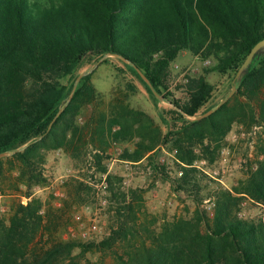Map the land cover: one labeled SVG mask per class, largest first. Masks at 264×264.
Listing matches in <instances>:
<instances>
[{"label":"trees","instance_id":"16d2710c","mask_svg":"<svg viewBox=\"0 0 264 264\" xmlns=\"http://www.w3.org/2000/svg\"><path fill=\"white\" fill-rule=\"evenodd\" d=\"M262 38L264 0H0V153L7 152L0 157V191L6 183L23 186L28 198L14 205L8 222L0 217V264H72L86 255H96L93 264H264L263 223L238 217L240 196L196 163L216 161L234 125L264 130V53L254 56L226 102L201 119L188 118L213 107L201 111L214 90L205 75H227L231 88ZM182 51L212 63L187 77L180 99L166 81ZM107 53L158 102L140 69L171 105L158 109L159 122L130 106L137 87L118 66L108 99L91 72L68 98L75 78ZM113 145L121 146L120 160L159 165L173 191L192 200V212L159 220L143 209L140 188L124 190L108 174V232L99 240L41 243V202L33 188L48 180V153L62 150L77 160L91 146L104 173L99 153ZM159 146L174 153L172 177L154 157ZM83 184L74 189L77 198ZM242 190L264 204V157L249 165ZM207 198L214 204L211 218L202 207Z\"/></svg>","mask_w":264,"mask_h":264},{"label":"rangeland","instance_id":"374dc122","mask_svg":"<svg viewBox=\"0 0 264 264\" xmlns=\"http://www.w3.org/2000/svg\"><path fill=\"white\" fill-rule=\"evenodd\" d=\"M106 58H108L107 63L100 61L95 67L93 65L84 68L85 71L93 68L92 81L96 88L104 94L105 100L108 99L112 86L117 82L113 66H118L125 71L126 78H131L137 87L134 95L128 98L130 106L159 122L158 109L170 108L171 105L165 100L159 99L156 102L140 80L134 77L122 63L111 56H106ZM206 60L209 63L206 64ZM211 63L210 59L200 60L188 51L180 52L170 65L166 81L167 90L173 92L176 98L183 99L185 93L181 87L186 83L187 77L203 74V68ZM205 77L213 84L214 90L201 111L210 106H213L211 109L215 110L231 90L229 78L227 75L215 72L206 74ZM86 111H89V107ZM79 118L82 123L84 116H79ZM141 119L147 120L144 116ZM263 145L264 130L261 126L248 128L247 124L234 125L226 135L225 145L216 161L208 163L200 160L196 163L198 167L218 179L220 184L228 188L232 194L240 196L238 217L261 221L264 225V204L254 200L247 193H242V181L247 176L249 165L256 158L264 157L261 151ZM120 150L121 146L113 145L108 151L99 153L102 158L99 166L102 165L106 169L104 173L98 171V163L92 156L91 146L85 148V155H81L77 160L62 150H52L48 153L43 166L48 180L46 184L33 188V196L41 202L39 212L43 219L42 233L45 232L41 243H50L51 240H99L108 232L112 224L111 210L105 197L108 174H114L112 180L124 190L140 188L143 209L159 220L165 217L188 216L192 212L194 208L192 200L183 193L173 191L170 179L165 177L161 170L155 169L159 165L154 167L153 163H147L146 160L140 163L120 160L118 158ZM154 157L157 164L164 165L170 177L175 175L177 166L173 152L159 146ZM81 181L84 182L82 195L77 198L74 189ZM4 187L5 189L0 191V217L8 222L14 205L19 201L26 204L28 198L22 195L23 186L17 190L7 186L6 183ZM205 204H210L214 212L213 201L207 198L202 204L208 217L211 218L213 215L207 212ZM83 230L87 232L85 237L81 235ZM75 252L73 251V254ZM95 260L96 255L80 256L72 264H93Z\"/></svg>","mask_w":264,"mask_h":264},{"label":"water","instance_id":"95a60500","mask_svg":"<svg viewBox=\"0 0 264 264\" xmlns=\"http://www.w3.org/2000/svg\"><path fill=\"white\" fill-rule=\"evenodd\" d=\"M262 53H264V38L258 40V41H257V42L251 47L250 51L248 52L247 56L245 57L244 61H243L242 64L240 65V67L238 68V70H237V72H236V75H235V77H234L233 80H232L231 90H230V92L228 93V96H227L226 98H224L223 100H221L220 103L218 104V106H220L221 104H223V103L227 100V98H229V97L234 93L235 88H236V86H235L236 81L239 80L241 74H242L243 72H245V71L248 69L249 65L251 64V62H252V60H253V58H254V56H255L256 54H262ZM106 56H111V54H109V53L105 54V55H104V56H103V57H102V58H101V59H100L95 65H94V67L97 66L98 63H99L103 58H105ZM120 58H121L122 60H124V61H127L124 57H121V56H120ZM92 69H93V68H92ZM92 69L89 70V71H82V72H81V73L75 78L74 83H73V86H72V89H71V92H70L68 98H70L71 95L73 94V92L75 91L76 86H77V84H78L80 78H81L83 75H85V74H87V73H90V72L92 71ZM136 70H137V72L139 73L140 77L144 80V82H145V83L149 86V88L152 90V92L154 93V95H155L158 99L163 100V96H162L161 94H159L157 91L154 90V88H153V86L151 85L150 81H149L148 78H147V77H146V76L140 71V69L136 68ZM60 110H61V109H59L58 113L60 112ZM212 111H214V109H209V110H207L206 112H204V113H202V114H199V115L194 116V117H188V118H189L190 120L201 119V118H203V117L209 115ZM56 116H57V114L54 116V118H53L52 121L50 122L49 126L51 125V123L53 122V120L55 119ZM185 116H186V115H185ZM186 117H187V116H186ZM6 154H7V152H2V153H0V157L5 156Z\"/></svg>","mask_w":264,"mask_h":264},{"label":"built area","instance_id":"2783aa9c","mask_svg":"<svg viewBox=\"0 0 264 264\" xmlns=\"http://www.w3.org/2000/svg\"><path fill=\"white\" fill-rule=\"evenodd\" d=\"M205 63L207 64V63H209V61L206 60ZM175 68H177V66H175ZM118 154H119V153H118ZM205 207H206L207 212H208L210 215H213V210H212L211 205H210V204H205ZM86 234H87V232H86L85 230H83V231L81 232V235H82L83 237H85Z\"/></svg>","mask_w":264,"mask_h":264}]
</instances>
